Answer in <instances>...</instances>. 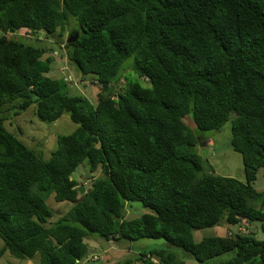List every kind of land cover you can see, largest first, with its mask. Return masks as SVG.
I'll return each mask as SVG.
<instances>
[{
	"label": "trees",
	"instance_id": "1",
	"mask_svg": "<svg viewBox=\"0 0 264 264\" xmlns=\"http://www.w3.org/2000/svg\"><path fill=\"white\" fill-rule=\"evenodd\" d=\"M22 28L78 33L60 60L92 75L94 104L63 91L72 77L48 75L57 52L43 64L51 47L23 40ZM0 31V255L80 264L88 237L152 238L167 246L140 253L142 264H188L172 247L195 264H264V189L252 185L264 173V0H0ZM130 57L142 81L115 90ZM31 106L41 121L68 113L77 124L48 159L4 127ZM227 122L244 182L204 173L195 150L199 132ZM84 161L100 174L80 192L71 175ZM50 194L72 203L55 221ZM132 202L150 211L125 219ZM242 220L260 236L193 238L194 229Z\"/></svg>",
	"mask_w": 264,
	"mask_h": 264
},
{
	"label": "rangeland",
	"instance_id": "2",
	"mask_svg": "<svg viewBox=\"0 0 264 264\" xmlns=\"http://www.w3.org/2000/svg\"><path fill=\"white\" fill-rule=\"evenodd\" d=\"M16 33L17 36H20L23 40L29 43L37 45L44 44L48 46L47 48L51 47L52 50L48 49L41 57L43 64L45 56L50 52H52L50 54L53 55L54 52H57L58 57L56 58V56H54L53 61L48 64V75L55 78H61L63 81L64 75H70L72 80L69 82L64 81L63 91L70 95L85 97L89 102H93V99L91 100L90 97L91 95L96 97L95 94L99 91V85L91 82L92 75L82 76L79 73L75 75L66 65V58L65 63L60 60V55L62 54L60 48H62L63 43L66 42L69 34L67 31L62 34L57 30L52 33L38 31L36 34H32L22 28L16 31ZM13 35L15 36V34ZM62 66L66 67L63 73L59 71V68L62 69ZM122 66L118 80L113 85L115 90L126 86L127 81L131 78L132 81L141 80V78H138V75L133 68L132 57L127 58ZM185 121L189 127L194 128V123L190 118H186ZM76 126L77 124L70 119L68 113H63L59 118L52 122L41 121L34 115L32 106L20 114L12 116L4 123V127L8 131L15 134L28 147L41 153L44 159H48L51 151L56 147L57 136L72 132ZM199 135H201L200 137L205 142L200 140L195 146V150L207 160L210 168V170L204 169L203 172H212L220 176L233 177L244 182L245 177L241 155L240 153L233 151L229 144V122L225 123L218 131H202L199 132ZM99 174V168L94 172L88 171L86 161H84V163L72 173L71 177L78 185L88 188L91 178ZM252 185L256 190L264 189V173L262 170H258L257 177ZM45 203L52 212L50 217L51 221H55L72 205L69 201H56L53 198V194H50L47 197ZM149 211L150 210L144 207L140 202H132L125 206L124 217L125 219H132ZM234 232H254L256 235L260 236V232L255 223L248 224L246 221L242 220L238 225L221 223L213 228L194 229L193 238L195 241H198L203 236L211 234L230 235ZM90 238L91 237L86 238L85 241L89 242ZM129 243L130 242L125 241V239L118 240L117 244L120 247H114L110 252L104 251L105 248H103V246L95 248L94 246L92 247L91 245H88L86 257L80 261V264H142L137 259L140 253L148 254L152 249H161L166 248L167 246L163 239L152 238H140L131 241L130 244ZM2 246L3 241L0 239V249ZM172 248L177 252L180 259L186 260L188 264H195V261L190 254L182 251L180 248ZM93 255H96L98 259L91 260ZM36 259L37 258L28 260L17 258L11 255L8 250H5L0 255V264H37Z\"/></svg>",
	"mask_w": 264,
	"mask_h": 264
},
{
	"label": "crops",
	"instance_id": "3",
	"mask_svg": "<svg viewBox=\"0 0 264 264\" xmlns=\"http://www.w3.org/2000/svg\"><path fill=\"white\" fill-rule=\"evenodd\" d=\"M118 240L115 239H109V240H103V239H96V238H90V241L87 242L88 245H91L92 247H102L105 248L104 251H109L113 249L114 247L119 248L120 246L117 244ZM131 243V242H130ZM129 243V244H130ZM31 264V263H30Z\"/></svg>",
	"mask_w": 264,
	"mask_h": 264
},
{
	"label": "water",
	"instance_id": "4",
	"mask_svg": "<svg viewBox=\"0 0 264 264\" xmlns=\"http://www.w3.org/2000/svg\"><path fill=\"white\" fill-rule=\"evenodd\" d=\"M78 36V33L77 32H74V33H71L68 35L67 39H66V42L70 43V42H73L74 40H76ZM80 192H82L84 190V187L83 186H80L79 189H78Z\"/></svg>",
	"mask_w": 264,
	"mask_h": 264
},
{
	"label": "built area",
	"instance_id": "5",
	"mask_svg": "<svg viewBox=\"0 0 264 264\" xmlns=\"http://www.w3.org/2000/svg\"><path fill=\"white\" fill-rule=\"evenodd\" d=\"M91 259H92V260H96V259H97V256L93 255V256L91 257ZM154 261H155V264H159L156 260H154Z\"/></svg>",
	"mask_w": 264,
	"mask_h": 264
}]
</instances>
